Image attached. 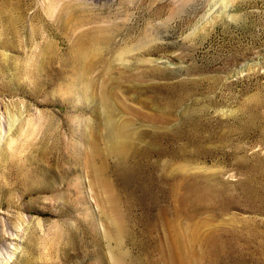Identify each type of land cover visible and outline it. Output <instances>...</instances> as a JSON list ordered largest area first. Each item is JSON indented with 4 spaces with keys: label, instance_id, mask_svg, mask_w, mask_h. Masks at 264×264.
Listing matches in <instances>:
<instances>
[{
    "label": "rangeland",
    "instance_id": "374dc122",
    "mask_svg": "<svg viewBox=\"0 0 264 264\" xmlns=\"http://www.w3.org/2000/svg\"><path fill=\"white\" fill-rule=\"evenodd\" d=\"M0 264H264V0H0Z\"/></svg>",
    "mask_w": 264,
    "mask_h": 264
},
{
    "label": "bare ground",
    "instance_id": "6f19581e",
    "mask_svg": "<svg viewBox=\"0 0 264 264\" xmlns=\"http://www.w3.org/2000/svg\"><path fill=\"white\" fill-rule=\"evenodd\" d=\"M99 41V40H98ZM83 55V57H88L89 56V54L88 53H86L85 55L84 54H82ZM82 57V58H83ZM103 100V99H102ZM111 130H112V125L110 124V127H109ZM114 131H116V130H114ZM112 132V131H111ZM108 133V132H107ZM104 135V134H103ZM108 135V134H107ZM110 135H111V133H110ZM116 135H118V133L116 134ZM122 135V134H121ZM108 138H109V136H108ZM111 138H113V137H111ZM115 138H117V137H115ZM115 138H113V139H115ZM119 138V137H118ZM110 141V140H109ZM111 142H112V139H111ZM110 144V143H109ZM118 144V143H117ZM120 144V143H119ZM111 145V144H110ZM118 146V145H117ZM120 146H121V144H120ZM119 146V147H120ZM111 147L113 148V146L111 145ZM41 148V147H40ZM39 149V148H38ZM108 149H109V147H108ZM118 149V148H117ZM117 149H114V150H117ZM112 150L113 149H111V150H109V151H111V153L113 154V152H112ZM116 152V151H115ZM114 152V153H115ZM41 154V153H40ZM41 155H39L38 157H40ZM37 157V158H38ZM42 157V156H41ZM36 158V157H35ZM34 158V159H35ZM92 172V171H91ZM116 232H120V230L119 231H116ZM115 234V233H114ZM120 234V233H119ZM119 234H117L118 236H119ZM116 235V234H115ZM114 239H115V237H114ZM111 240V239H110ZM115 241V240H114ZM117 241V240H116ZM118 247V246H117ZM118 251H119V249H118ZM120 253V252H119ZM120 255V254H119Z\"/></svg>",
    "mask_w": 264,
    "mask_h": 264
}]
</instances>
